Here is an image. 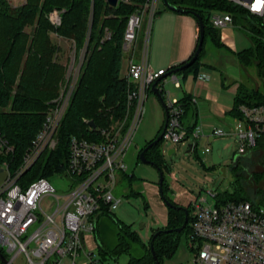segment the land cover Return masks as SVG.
I'll list each match as a JSON object with an SVG mask.
<instances>
[{
    "label": "built area",
    "instance_id": "2783aa9c",
    "mask_svg": "<svg viewBox=\"0 0 264 264\" xmlns=\"http://www.w3.org/2000/svg\"><path fill=\"white\" fill-rule=\"evenodd\" d=\"M161 1L145 0L128 19L123 42L130 54L126 115L100 128L102 140L73 135L65 170L51 178H37L25 186L19 182L45 151L57 146L58 129L70 105L74 86L52 102L43 126L18 164L12 157L15 146L0 128V168L1 172H7L0 188V249L8 259L6 264H15L21 254L25 255L27 264H118L99 259L94 251L88 250L87 243L97 229L100 212L104 209L113 212L121 200L114 190L120 173L131 175L126 154L144 117L153 83L168 72L167 68H154L149 58L152 23ZM228 1L245 9L264 27V0ZM146 18L149 24L145 29ZM50 20L62 22L58 12ZM235 22L228 12H216L212 16L216 28ZM171 77L180 85L176 73H171ZM200 78L205 79L206 75L201 74ZM158 88L168 111L163 140L181 144L190 136L199 139L201 127L195 126L190 131L184 124V103L170 98L162 81ZM191 100L197 102L196 97ZM239 111L241 115L236 117L232 132L220 128L214 135L236 134L239 153L244 154L264 137V104L243 103ZM209 151V147L203 150ZM54 179L68 180V187L59 192L52 182ZM217 194L200 193L190 204L195 208L188 240L194 253L192 264H264V204L249 200L220 202ZM208 195L213 197L214 204L208 203ZM46 197L51 200L49 210L43 205Z\"/></svg>",
    "mask_w": 264,
    "mask_h": 264
},
{
    "label": "trees",
    "instance_id": "16d2710c",
    "mask_svg": "<svg viewBox=\"0 0 264 264\" xmlns=\"http://www.w3.org/2000/svg\"><path fill=\"white\" fill-rule=\"evenodd\" d=\"M168 1L189 10L188 14L195 16L194 13H198L205 24V38L199 57L190 67L181 71L197 69L206 53L208 42L223 46L219 30L212 24V16L216 12H228L236 21L242 18L250 22L247 28L252 34L253 46L238 55L242 66L255 64L259 76L264 79V27L245 9L228 0ZM144 2L145 0H120L117 6H112L108 0H26L22 5L13 6L10 0H0V128L15 146L12 155L15 164L21 161L43 126L52 99L56 97L59 82L65 74V66L57 55L61 48L53 41L52 34L57 31L74 38L79 45L87 43L80 80L58 129L57 146L45 151L35 165L19 179L24 186L37 178H51L56 172L65 170L70 138L73 135L102 140L100 128L110 126L126 115L129 86L126 75L122 73L124 35L130 15ZM164 9L168 8L164 5ZM53 10L61 12L62 22L56 29L49 16ZM28 27H32V30L28 31ZM107 33H110V37L104 38ZM198 41L199 36L194 52ZM180 101L185 106L184 118L193 102L188 95ZM243 103L264 104V81L261 88L253 90L245 89L244 84L240 83L232 110L235 117H240L239 106ZM90 121L95 122L96 128L89 125ZM194 127L188 128L192 131ZM263 139L264 137L259 139L257 145ZM161 145L162 142L149 149L146 157L164 170L168 166ZM239 163L238 158L232 164L233 173L237 176L234 187L218 193L216 198L220 202L249 200L258 204L250 199L249 191L253 188L248 174L240 172ZM242 175H245V179L241 182ZM125 177L132 179L134 174H126ZM168 186L165 179L164 194L176 203L166 194ZM191 207L186 206L188 215L183 208L169 207L167 224L163 229L173 231H162L154 237L156 231L149 244L142 241L130 225L118 221L119 242L112 256L117 258L122 253H128V264H157L151 250L153 244L160 264H163L164 258L171 257L178 249L180 232L175 229L185 224L186 217L188 221L181 232L186 233L188 239L192 233L194 215L190 214ZM103 212L109 213L107 209ZM99 244L102 251L107 253L102 243ZM135 244H139V255L132 253Z\"/></svg>",
    "mask_w": 264,
    "mask_h": 264
},
{
    "label": "rangeland",
    "instance_id": "374dc122",
    "mask_svg": "<svg viewBox=\"0 0 264 264\" xmlns=\"http://www.w3.org/2000/svg\"><path fill=\"white\" fill-rule=\"evenodd\" d=\"M25 1L10 0V3L13 6H19ZM57 12L61 17L59 10H53L49 16H53ZM52 24L55 29L61 25L55 22H52ZM147 24H149V21L146 18L145 29ZM239 24V32L251 38L250 31L247 28L250 22L240 18ZM27 30L31 31L32 27H28ZM107 37H110V33H107L104 38ZM142 37L143 35L141 39ZM52 39L61 48L57 55L65 66L64 77L59 82L56 97L52 99V102L74 86L71 96L72 100L85 63L87 43L79 45L74 38L62 35L57 31L52 34ZM209 45L211 44L208 43L207 46ZM123 50L122 73L124 74L127 72V56L129 52L126 51L124 46ZM227 59L228 61L231 60ZM234 66L237 67L236 65ZM237 68L241 70V83L244 84L245 89L253 90L262 87L264 79L259 76L255 64L250 66L240 65ZM164 84L166 86L165 90H173L171 81L167 80ZM143 118L144 120L142 119L136 135L138 134V137L143 138L155 136L159 126L154 122V113L151 112V115H147V117L144 115ZM194 141L196 142L194 138L185 140L181 144H175L169 140L162 141L161 148L164 153L165 163L168 166L164 168V176L170 185L166 194L172 200L175 199L173 184L183 189L192 190L196 196L200 195V193L207 195L208 191L215 193L228 191L236 183L237 176L233 173L232 164L239 158L240 172L244 171L248 174L247 177L253 188L249 191L250 199L258 204L264 203V139L252 150L244 154L239 153V140L234 133L216 138L211 143L199 141L197 150L188 152L189 145L194 144ZM206 146L211 149V152H203ZM142 147H144V144L138 142L135 136L132 147L129 148L125 158L129 173L134 174V177L129 179L119 175V181L114 193L121 200L113 212H100L97 229L90 234L91 240L87 243L88 250L94 251L97 257L104 262L129 263L130 254L128 253H122L117 258L112 256V252L119 242L120 228L118 221L130 225L132 230L136 231L141 240L147 244L150 243L153 234L159 229H163L167 224L169 206L160 193V172L156 166L140 160L139 155ZM171 150L174 151L170 152ZM223 168H225V174L222 171ZM245 175L240 177L241 182L245 179ZM6 176L7 172H0V188L5 182ZM52 182L59 192L64 191L69 184L66 179H54ZM208 198V203L214 204L213 197L208 195ZM50 203V197H46L43 202L46 210L50 209ZM190 214H195L194 207L190 208ZM188 240L187 234L180 232L177 251L171 257H165L163 264H192L194 253L189 247ZM99 242L102 243L103 248L107 249V253L102 251ZM140 251L139 244H135L132 253L139 255ZM15 264H27L25 255H19Z\"/></svg>",
    "mask_w": 264,
    "mask_h": 264
},
{
    "label": "crops",
    "instance_id": "0c3cea01",
    "mask_svg": "<svg viewBox=\"0 0 264 264\" xmlns=\"http://www.w3.org/2000/svg\"><path fill=\"white\" fill-rule=\"evenodd\" d=\"M164 5V2L161 1L160 11L152 23L149 58L154 68L168 69L162 82L165 83L169 80L173 84V90H166L170 98L181 99L186 95L196 97L197 102L189 107L183 121L187 127H201L202 135L199 139H195L193 136L188 138L196 140L193 148H197L199 141L211 143L216 138L222 137L214 135L217 129L221 128L226 132H232L236 123V117L232 114V110L238 87L242 82L241 70L237 68L242 65L238 53L252 47L254 42L251 33L250 38L239 32V21L218 28L220 42L223 46H216L208 42L211 45L207 46L208 43L206 44V53L197 69L176 72L180 81V85H177L171 77V69L188 60L194 53L199 36V25L195 16L164 9ZM138 44L141 47V38ZM129 57L128 53L127 70ZM227 58L233 61H228ZM126 73L124 74L126 75ZM201 74L206 75V78H200ZM164 87H166L165 84ZM151 112L154 113V122L159 126V129L156 135L150 136V138L136 135V140L144 144V147L160 133L166 121V108L153 90H151L145 105V117L151 115ZM193 148L191 151H195ZM125 175V173H121L120 177H125ZM173 190H171L175 192L173 201L181 206L190 205L196 197L192 190L183 189L175 184H173ZM0 264H2L1 261Z\"/></svg>",
    "mask_w": 264,
    "mask_h": 264
},
{
    "label": "water",
    "instance_id": "95a60500",
    "mask_svg": "<svg viewBox=\"0 0 264 264\" xmlns=\"http://www.w3.org/2000/svg\"><path fill=\"white\" fill-rule=\"evenodd\" d=\"M109 4L112 5V6H117L120 2V0H108ZM165 6L169 9V10H172V11H175V12H178V13H184V14H188L190 11L187 10V9H184V8H179L173 4H171L168 0H163ZM194 15L196 16V18L198 19L199 21V41H198V45H197V49L196 51L194 52V55L192 56V58L190 60H188L187 62H185L183 65H181L179 68L175 69V70H172L170 73H176L178 71H181L183 69H186L188 67H190L196 60L197 58L199 57L200 53H201V50L203 48V43H204V38H205V24H204V21L202 19V17L198 14V13H194ZM163 78V77H162ZM162 78H160L159 80L155 81L152 85V90L157 94L159 100L161 101L162 105L166 108V102H165V99L163 97V94L162 92L159 90L158 88V84L159 82L162 81ZM167 119H168V111H167V108H166V121H165V124L161 130V132L156 136L155 139H153L151 142H149L141 151H140V155H139V158L142 162L144 163H148V164H152L154 166H156L160 172V180H159V188H160V193H161V196L163 198V200L166 202V204L171 207V208H183L186 212V214L188 215L189 212H188V209L185 207V206H181V205H178L174 202H172L171 200H169L167 198V196L164 194V191H163V185H164V181H165V176H164V170L162 169L161 166L157 165L155 161L153 160H150L146 157V152L151 149L152 147H154L155 145H157L158 143L162 142L163 141V136H164V133H165V129H166V125H167ZM89 125L93 128H96V124L94 121H90L89 122ZM193 148V144H190L189 145V150L188 152H190ZM174 150H171L170 152H172ZM2 171V168H0V172ZM223 173L225 174V168L222 169ZM188 221V217H186L185 219V224L181 227H178L176 228L175 230L178 231V232H181L186 223ZM162 231H165V232H171L173 231V229H163V230H158L155 234H154V237H156L158 234H160ZM151 250H152V253H153V256L156 260V263L157 264H160V261L158 259V256L155 252V249H154V246L153 244H151ZM0 261L3 263V264H6L8 262V259L5 257V255L2 253L1 249H0Z\"/></svg>",
    "mask_w": 264,
    "mask_h": 264
}]
</instances>
